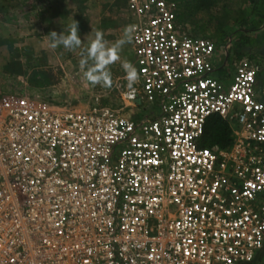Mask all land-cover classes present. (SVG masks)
Segmentation results:
<instances>
[{
	"label": "built area",
	"instance_id": "1",
	"mask_svg": "<svg viewBox=\"0 0 264 264\" xmlns=\"http://www.w3.org/2000/svg\"><path fill=\"white\" fill-rule=\"evenodd\" d=\"M129 7L144 117L0 80V264H264L262 62L227 76L231 43L185 33L176 2ZM215 116L226 149L202 145Z\"/></svg>",
	"mask_w": 264,
	"mask_h": 264
},
{
	"label": "rangeland",
	"instance_id": "2",
	"mask_svg": "<svg viewBox=\"0 0 264 264\" xmlns=\"http://www.w3.org/2000/svg\"><path fill=\"white\" fill-rule=\"evenodd\" d=\"M36 1L43 0H0V80L3 86L8 91L20 88L42 101L74 109L110 108L118 114L136 118L147 115V105L129 106L125 97L130 89L122 64L124 60H128L136 67L132 41L123 46L120 59L109 66L112 73L111 86L90 85L84 80L83 70L80 68L79 50L70 52L63 47L56 50L48 47L46 36L51 31L61 32L69 24L68 21H62L63 16L47 15L48 19L43 16L47 21L41 18L37 20L43 24L49 22L51 26L49 25L47 30L31 29L34 18L31 12L38 4ZM61 1V4L66 2L67 6H72L75 1L83 2ZM129 2L89 0L93 9H96L97 5L113 4L104 16L106 22L103 29L102 25H98L100 15L95 18L83 16L80 19L82 24L79 26V35L84 42L83 46L86 47L89 43V40H85L86 35L89 34V39L94 38L97 30L102 31L104 39L110 42L120 39L125 28L130 25ZM59 8L57 10H60ZM261 9L264 10V0H258L257 5L253 0H215L214 5L204 11V15L209 16L207 22L199 20L202 15L196 19L192 17L188 21H178L184 32L189 35L203 34L201 36L213 38L219 45V50L228 42L231 43V49L227 50L229 59L227 58L224 68L227 76L233 72L232 60L245 55L259 59L263 66V80L259 77L261 84L264 82V22L257 18ZM213 119L219 120L217 116Z\"/></svg>",
	"mask_w": 264,
	"mask_h": 264
},
{
	"label": "clouds",
	"instance_id": "3",
	"mask_svg": "<svg viewBox=\"0 0 264 264\" xmlns=\"http://www.w3.org/2000/svg\"><path fill=\"white\" fill-rule=\"evenodd\" d=\"M134 26H127L122 37L115 42L104 39V33L100 30L95 32L94 38L89 39V34L85 40H89L85 47L79 35V22L71 19L66 28L59 33L51 31L47 36L48 47L56 50L63 47L65 50L75 52L79 50L80 68L83 70L84 80L90 85H101L110 87L112 84V73L109 66L120 59V52L123 46L133 39ZM126 72L128 88L133 89V85L139 81L137 68L128 60L122 64ZM134 95V89L132 91Z\"/></svg>",
	"mask_w": 264,
	"mask_h": 264
},
{
	"label": "trees",
	"instance_id": "4",
	"mask_svg": "<svg viewBox=\"0 0 264 264\" xmlns=\"http://www.w3.org/2000/svg\"><path fill=\"white\" fill-rule=\"evenodd\" d=\"M174 1L178 4L179 17L178 20H191L193 17L196 19L199 15L202 17L199 20L206 21L209 16L204 15V11L209 10L215 3V0H168ZM254 4H258V0H253ZM257 18L264 22V10L258 12ZM206 24V23H205ZM204 24V25H205ZM203 27V25H202ZM262 79V75L260 76ZM219 118V117H218ZM232 143V131L228 124L221 120L211 118L207 124L206 132L203 138L202 145L204 147H219L222 149L228 148Z\"/></svg>",
	"mask_w": 264,
	"mask_h": 264
},
{
	"label": "crops",
	"instance_id": "5",
	"mask_svg": "<svg viewBox=\"0 0 264 264\" xmlns=\"http://www.w3.org/2000/svg\"><path fill=\"white\" fill-rule=\"evenodd\" d=\"M82 1L83 2L80 3L78 1H75L72 3V6H67L66 2L64 4H61L62 2L61 0H43L38 2L36 1L35 3L38 4H36V6L33 7L31 12L32 13L31 15L34 17L32 21L31 29L35 31H40L42 28L47 30V27L50 25L49 22L43 24L37 19L41 18L42 20L47 21V19L49 18V17L47 18V15L52 16L53 14H59L63 16L62 21L64 23L66 21L70 23V20L73 18L79 22V26H81L82 24V20L80 19H82L83 16H93L95 18V16L100 15L98 25H102V29H103V27H105V22H106L104 16L105 14L108 13V10H111L113 3H111L110 5H100V6L97 5L96 6L97 8L93 9L92 5L89 4V0H87L86 2L84 0ZM58 7H60L59 9L61 11L57 10ZM127 10H128V5H127ZM117 13L118 12H116V14ZM43 16H46L47 19L44 18ZM103 19L104 21H102ZM90 26H92V24ZM199 33L201 34L202 32ZM234 60H232V63H234L233 62Z\"/></svg>",
	"mask_w": 264,
	"mask_h": 264
}]
</instances>
